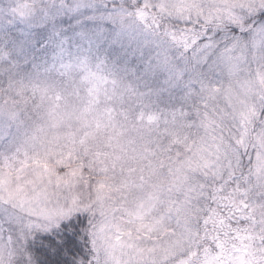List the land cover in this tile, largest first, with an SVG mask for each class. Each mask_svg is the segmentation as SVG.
I'll list each match as a JSON object with an SVG mask.
<instances>
[{"label":"snow or ice","instance_id":"6c2138e0","mask_svg":"<svg viewBox=\"0 0 264 264\" xmlns=\"http://www.w3.org/2000/svg\"><path fill=\"white\" fill-rule=\"evenodd\" d=\"M0 264H264V0H0Z\"/></svg>","mask_w":264,"mask_h":264}]
</instances>
